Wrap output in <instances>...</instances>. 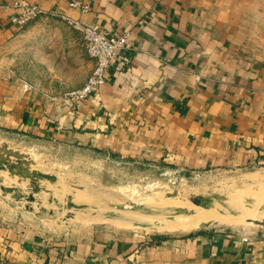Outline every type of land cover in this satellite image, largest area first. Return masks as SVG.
I'll return each instance as SVG.
<instances>
[{
    "label": "crops",
    "instance_id": "crops-1",
    "mask_svg": "<svg viewBox=\"0 0 264 264\" xmlns=\"http://www.w3.org/2000/svg\"><path fill=\"white\" fill-rule=\"evenodd\" d=\"M14 1L0 0L1 134L102 154L105 162L264 170V0H77L78 7L25 0L112 36L130 32L99 92L78 106L60 100L93 67L86 59L82 81L72 80L76 38L52 31L38 41L37 63L48 71L38 81L17 78L9 66L7 48L23 28L9 23ZM45 18L66 26L46 15L34 22ZM1 219L3 264H264V235L256 231L139 235L97 226L71 240Z\"/></svg>",
    "mask_w": 264,
    "mask_h": 264
},
{
    "label": "rangeland",
    "instance_id": "rangeland-1",
    "mask_svg": "<svg viewBox=\"0 0 264 264\" xmlns=\"http://www.w3.org/2000/svg\"><path fill=\"white\" fill-rule=\"evenodd\" d=\"M38 19L40 18L18 31L15 35H22L19 43L7 48L9 66H13L17 71L16 77L24 81H38L48 73L47 69L37 63L36 48L40 39L47 37L52 31H58L64 38H76L79 44L77 59L72 57L69 61L76 60L79 64V73L72 77V80L80 83L84 76L86 59H89L82 47L81 37L67 24L65 26L52 18H45L48 21L40 22V26L34 22ZM60 45L61 49H68ZM3 145L25 157L28 156L33 161L31 170L57 178V182L53 184L39 181L40 188L45 190L33 194L29 191V182L18 183L19 178L0 172V177H4V186H16L25 196L33 194L35 198L33 203L25 200L15 201L10 195H3L0 191L1 221L5 223L21 222L51 237L62 236L71 240L79 239L97 226L139 235L157 232L182 235L197 231L195 228L203 222L214 220H217V225L208 228L220 226L217 228L245 234L256 231L264 235V226L243 222L245 218L255 220L261 206L257 203V210L256 207L255 210L244 208V196H255L258 201H264L262 169L189 173L167 169L146 159L141 162L112 156L105 162L102 154L94 153L91 156L83 150L53 146L39 141H22L0 133V147ZM209 194H229L230 206L240 209L242 217L221 216L215 210L194 208L187 201V196L190 195ZM68 200L76 205H87V208L67 209ZM136 206H143L149 211L171 208L197 210L192 216L177 217L168 221L166 216L148 214L145 210H136ZM108 213H115L123 218L111 219L106 216ZM133 222H146L151 226L143 228L135 226ZM165 226L172 229L163 231Z\"/></svg>",
    "mask_w": 264,
    "mask_h": 264
},
{
    "label": "water",
    "instance_id": "water-1",
    "mask_svg": "<svg viewBox=\"0 0 264 264\" xmlns=\"http://www.w3.org/2000/svg\"><path fill=\"white\" fill-rule=\"evenodd\" d=\"M13 159V160H12ZM31 164L33 161L28 156H23L17 151H13L5 145L0 147V172L8 173L11 177H17L18 183L29 182V191L33 194L39 193L41 190H45L40 188L39 181H48L50 183L57 182V178L53 175L43 173L38 170H31ZM4 177H0V191L3 195H10L15 201L25 200L29 203H33L35 198L33 194H29L25 196L21 189L16 186H4L3 185ZM176 197V196H173ZM241 197V196H240ZM243 198V196L241 197ZM259 200V199H258ZM255 196H244V208L253 210L256 207L258 208V204L261 206L258 208L257 217L255 220H250L248 218L244 219V223L252 224L254 226H264V201H258ZM187 201L197 209L201 210H215L219 215L226 217L239 218L242 217V211L240 209L233 208L230 206V196L229 194H209V195H190L187 196ZM258 203V204H257ZM257 205V206H256ZM67 209H75L82 210L86 209L87 205H76L71 200L67 201L66 204ZM136 210H145L148 214H158L162 216H166L168 221H173L177 217L184 216H192L195 214L193 208H171L169 210H159V211H149L143 206L135 207ZM255 210V209H254ZM108 218H117L121 219L123 216H119L115 213H108L106 215ZM217 220L208 221L201 223L197 228L198 230L206 229L212 225H217ZM135 226L139 227H150L151 225L146 222H133Z\"/></svg>",
    "mask_w": 264,
    "mask_h": 264
},
{
    "label": "built area",
    "instance_id": "built-area-1",
    "mask_svg": "<svg viewBox=\"0 0 264 264\" xmlns=\"http://www.w3.org/2000/svg\"><path fill=\"white\" fill-rule=\"evenodd\" d=\"M78 6H81V4L77 0L71 3V7ZM10 8L13 10V14L9 17V23L13 26L22 28L31 21L45 15L48 17H59L81 37L82 47L92 61L93 67L85 83L80 88L61 94L60 100L71 106H78L99 92L118 54L128 44L130 32L127 30L120 36H112L102 28L86 26L70 18L58 16L54 12H45L37 5L30 4L25 0L14 1ZM83 8L86 9L84 6ZM0 264H3V262H0Z\"/></svg>",
    "mask_w": 264,
    "mask_h": 264
},
{
    "label": "bare ground",
    "instance_id": "bare-ground-1",
    "mask_svg": "<svg viewBox=\"0 0 264 264\" xmlns=\"http://www.w3.org/2000/svg\"><path fill=\"white\" fill-rule=\"evenodd\" d=\"M235 205V204H234ZM150 216V215H149ZM96 219H97V217H96ZM139 219V218H138ZM234 220V219H233ZM118 222V221H117ZM196 222V221H195ZM174 224V223H173ZM165 225V224H164ZM130 226V225H129ZM156 227V226H155ZM189 227V226H188ZM172 228H170L169 226H165L162 230L164 231V230H171ZM183 229V228H182ZM161 230V231H162Z\"/></svg>",
    "mask_w": 264,
    "mask_h": 264
}]
</instances>
